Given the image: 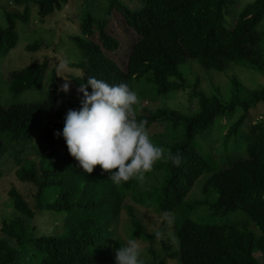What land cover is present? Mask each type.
Returning a JSON list of instances; mask_svg holds the SVG:
<instances>
[{
	"label": "trees",
	"instance_id": "16d2710c",
	"mask_svg": "<svg viewBox=\"0 0 264 264\" xmlns=\"http://www.w3.org/2000/svg\"><path fill=\"white\" fill-rule=\"evenodd\" d=\"M230 1L106 0L99 19L86 6L80 24L84 36L74 38L82 55L81 73L71 79L77 89L94 76L109 84L125 83L132 90L134 81L144 78L162 96L186 88L179 66L189 60L218 72L240 64L264 75V30L259 28L264 0L244 5ZM25 2L11 0L15 6L25 4L24 9L5 10L0 53L13 49L19 40L17 22L28 20L30 13ZM67 2L35 0L41 20ZM84 2L88 5L91 0ZM114 11L135 35L125 56L119 54L118 37L108 31ZM95 34L98 40L91 38ZM39 48L37 42L27 47ZM231 83L228 100L220 93L193 92L192 98L198 96L194 112L159 107L134 113L137 121L147 122L146 129L157 122L164 126L159 138L152 140L162 148L163 156L142 184L131 179L117 187L99 165L91 173L83 172L63 138L53 135L62 130L67 110L80 107L82 94L78 93L76 101L65 99L48 58L10 72L7 90L13 97L35 91L41 96L0 104V156L9 145L32 140L37 127L44 150L37 161L24 160L16 170L17 177L31 183L35 192L31 204L15 186L9 189L13 207L23 218L3 220L0 264H115V249L126 244L117 232L123 210L130 216L125 227L130 238L149 242V253L157 259L144 260V264H167L168 256L180 264L261 263L256 254L264 257V119L255 120L249 113L264 101V87L242 98V82L232 77ZM238 113L234 121L222 126L223 118ZM219 138L220 146L215 149ZM177 154L178 166L168 158ZM198 179L204 199H194L185 204L188 209L181 210ZM137 205L170 216L178 248L173 249L163 237L166 220L150 230L135 214ZM202 207L210 210V217L243 210L257 229L246 223L192 218ZM42 213L53 218L54 232L37 230ZM157 231L160 238L154 235ZM154 240H161L166 257L154 249Z\"/></svg>",
	"mask_w": 264,
	"mask_h": 264
},
{
	"label": "rangeland",
	"instance_id": "374dc122",
	"mask_svg": "<svg viewBox=\"0 0 264 264\" xmlns=\"http://www.w3.org/2000/svg\"><path fill=\"white\" fill-rule=\"evenodd\" d=\"M85 0H68L67 3L53 13L45 17L44 20L40 19L38 14V7L35 0H26L25 3L29 4L30 13L28 20H19L17 22V31L19 33V40L16 46L6 53H0V104L10 101H24V98L35 96L40 97V92L22 93L17 96L8 93L9 74L14 70L21 69L33 61L42 62L48 58L50 68H55L58 83L67 82L69 84V90L64 93L60 89V93L65 95V99L76 101L78 98V92L74 81L71 79V75H79L81 69L79 62L82 58L80 48L74 43L76 36H84L81 32L80 24L84 14L86 12V6L93 13L96 19H99L105 12L106 0H91L88 5ZM126 2L127 0H123ZM252 0H231L233 4L244 5ZM0 25L6 24V11L5 10H22L25 4L15 6L11 3V0L0 1ZM235 4V5H236ZM115 12V11H114ZM260 30H264V18L260 23ZM108 31L117 36L122 49L119 52L121 56H125L130 47L129 41L135 38L133 31L128 27L117 12H115L110 20ZM132 36V37H131ZM131 37V38H130ZM91 38L98 40L97 35H92ZM40 44V48L37 50L27 49L28 45L34 43ZM61 60L66 61V67L63 70H57L58 64ZM179 72L186 78V88L177 92H172L168 95H160L153 89V86L145 81L144 78L134 81L132 90L137 93L138 103L133 106L134 113H141V108H147V110H155L159 107H168L170 109H180L185 112H194L198 107V96L193 92H204L205 94H218L220 93L223 98L228 100L231 96V79L236 77L242 82V90L240 96L242 98L249 97L250 90L254 88L264 87V75L256 70L248 68L244 65L235 64L232 65L225 72H218L212 69H205L197 60H189L185 64L179 66ZM45 85H43V88ZM192 98V99H191ZM62 99V98H61ZM4 104V103H3ZM62 104H64L62 102ZM64 107H68L67 104ZM250 115L253 119H264V101L258 102L250 109ZM238 114H235L230 119H222V126H227L230 121H234ZM158 123V122H157ZM153 124L147 130L151 140L159 138L164 132V126L161 124ZM160 123V122H159ZM37 127L35 135L32 140L21 141L16 144L9 145L6 152L0 156V237H4L1 232V225L4 219L11 220L15 217H22L21 213L17 211L12 204V199L9 195V189L15 186L18 191L25 197L29 203H33V196L35 187L28 182L20 180L16 175V170L20 164L27 159L38 160L39 152L44 150L41 144V128ZM38 129V130H37ZM221 138L214 144L215 149L220 146ZM206 146L208 141L205 143ZM220 148V147H219ZM204 178V176H203ZM201 179V178H200ZM198 179V184L194 185L190 191L188 197L182 204V208L188 209L186 203L190 204L194 199L203 200L201 185L202 180ZM130 202V200H128ZM135 214H137L147 227L151 230L162 225L164 217L157 211L142 206H135ZM180 209L178 211L180 212ZM210 210L202 207L195 211L192 215L194 219H210L213 222L219 223H246L252 229H257L254 223L249 221L247 213L243 210H232L227 215L221 216L220 214L214 217H210L208 213ZM23 218V217H22ZM39 232H54V221L51 216L46 213H42L37 218ZM130 216L123 210L120 216V222L118 224L117 232L127 242L130 240L127 228H125L130 222ZM48 226V227H44ZM173 222L166 221L164 239L173 244V249L178 248V244L171 234L173 232ZM140 245L142 259L149 261H157L153 255L149 253L150 243L136 238ZM152 246L157 251L160 257H166L167 251L163 249L161 240H154ZM264 264V257L260 256V253L256 254ZM167 264H180L177 258L166 257Z\"/></svg>",
	"mask_w": 264,
	"mask_h": 264
},
{
	"label": "clouds",
	"instance_id": "9594fccd",
	"mask_svg": "<svg viewBox=\"0 0 264 264\" xmlns=\"http://www.w3.org/2000/svg\"><path fill=\"white\" fill-rule=\"evenodd\" d=\"M65 67L66 61L61 60L57 70ZM60 89L67 93L69 84L62 83ZM77 92L82 94L80 107L67 110L62 130L53 135L63 138L69 155L83 172L91 173L99 165L108 172L114 186L131 179L142 184L145 174L162 158L163 150L151 140L145 127L147 122L135 119L137 93L125 83L109 84L94 76L80 83ZM168 158L173 165H179L178 154ZM163 215L171 222L168 214ZM154 235L160 238L161 233ZM114 260L115 264H144L137 240L130 239L115 249Z\"/></svg>",
	"mask_w": 264,
	"mask_h": 264
}]
</instances>
